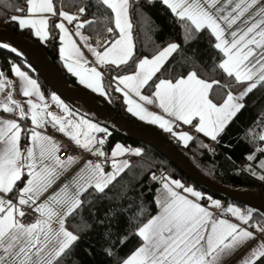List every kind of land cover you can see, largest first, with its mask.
Returning a JSON list of instances; mask_svg holds the SVG:
<instances>
[{
  "label": "snow or ice",
  "instance_id": "6c2138e0",
  "mask_svg": "<svg viewBox=\"0 0 264 264\" xmlns=\"http://www.w3.org/2000/svg\"><path fill=\"white\" fill-rule=\"evenodd\" d=\"M157 3L170 14L182 43L171 36L157 43L155 34L163 26L143 24L145 47L151 43L153 50L137 55L133 14L140 18ZM15 11L9 22L20 30L43 43L58 38L59 58L79 84L108 102L113 91L121 94L128 113L184 147L202 134L211 143L198 147L215 155V146L246 107L245 98L264 88V0H24ZM202 38L222 55L209 63L195 48L185 53ZM0 48L22 55L7 42ZM175 54L182 67L173 75ZM9 63L27 100L13 99V82L0 70V92L9 89L0 103V264H66L97 229L99 247L90 243L83 252L92 260L99 254L109 264H225L238 252L243 255L234 264H264V239L256 237L264 234V213L257 218L255 209L224 207L170 174L145 172L128 158L142 157L141 147L117 142L109 148L108 127L74 112L55 92L50 101L63 116L50 111L38 80ZM112 66L119 71L106 86L100 69L111 73ZM218 73L235 83H222ZM234 86L243 87L234 94ZM221 89L226 94L218 100ZM59 137L91 158L69 153ZM240 139L253 149L243 170L256 176L259 169L264 181V108ZM135 168L141 169L138 176ZM126 175L136 180L147 175L153 193L148 206L145 193L138 203L122 206L130 186ZM64 176L69 179L56 186ZM117 186L121 193L113 197ZM221 208L219 216L212 211ZM133 237L137 243L124 252Z\"/></svg>",
  "mask_w": 264,
  "mask_h": 264
},
{
  "label": "trees",
  "instance_id": "16d2710c",
  "mask_svg": "<svg viewBox=\"0 0 264 264\" xmlns=\"http://www.w3.org/2000/svg\"><path fill=\"white\" fill-rule=\"evenodd\" d=\"M66 3L71 4L73 0H65ZM24 0H0V27L6 28L8 31L30 39L40 45L46 54L52 59L53 63L60 71V73L74 86L84 91L91 97L96 100L101 101L107 107H109L116 114L120 115L122 118L127 120L128 122L147 127L154 132L165 137L177 150H179L202 174L207 176L209 179L223 185L229 189H249L257 192L261 196L264 197V181L260 180L258 177L260 175L259 169H257V175L253 176L249 172L244 171L243 169L249 163L245 156L250 153L253 149L251 146L246 143L243 139H240L243 136L245 129H247L253 122V120L257 119L258 114L261 109L264 108V88H258L250 93L246 99V107L242 110L241 114H239V118L235 121L234 124L231 125L228 134L224 137L221 145H216V154L213 155L207 149H203L198 147V145L203 143H211L207 138L203 137L200 134H195L197 138L191 141L188 147H183L180 142L176 139L172 138L169 134L164 133L158 127L154 125H149L143 123L138 120L130 113L126 111V105L123 104V97L119 93L112 92V101L108 102L103 97L99 96L96 93H93L91 90L79 84L77 79L68 73L60 61L58 48H59V40L58 38L55 40L49 39L47 43H43L38 39L34 38L33 35L28 30H20L15 22H9L10 17L16 13L15 9L17 7L23 6ZM134 20V40L136 41L137 47V55H149L153 50V45L151 43L147 44L145 47L146 41L148 39L146 33L140 30V25L143 24H153V25H162L164 31L162 33L155 34V40L159 43L164 36H171L176 42L182 43L181 36L179 33V29H176L170 23V14L166 12V10L162 9L159 3L156 4L155 7L146 8L144 10L143 16L138 18L136 14H133ZM58 32V30H56ZM88 34V33H86ZM195 48L197 50V55L201 61L211 62L214 56H218L215 50H213L207 43L206 39H203L200 42L195 44H190L188 48L184 51L185 53L191 51V49ZM181 60L180 54H175L172 63L175 65V68L172 71V74L175 75L176 72L182 67L178 61ZM14 62L17 65L25 68L29 71L39 82L42 87L44 93L46 95H50L53 91L49 88V86L43 81V79L39 76V74L32 68L27 59L21 55L17 56L15 53L11 52L8 49L0 48V70L5 72V75L13 80V73L10 70V63ZM113 71L109 73L106 69H104L105 73V85L109 83L111 80V75L115 74V72L119 71V69H115L112 66ZM218 79H221L222 83L230 82L234 84V79L229 81L226 77L221 76L219 73L217 74ZM114 87V82H113ZM216 87V86H214ZM240 86H234L232 91L235 92ZM226 94V89H221L217 94V99H221L222 95ZM71 106V105H70ZM72 107V106H71ZM74 108V107H72ZM75 109V108H74ZM77 110V109H76ZM79 111V110H77ZM81 114L91 118L90 116L82 113ZM111 136L108 138V147L111 148L115 143L119 142L126 146H138L141 147L144 151V155L142 157H138L135 159L133 164L139 162L144 166V171L147 172L149 170L155 171L157 175L161 172L165 174H170L173 178L181 179L185 183L191 184L202 190L205 194L211 195L214 199H220L225 204L233 203L237 204L243 208H249L243 204L233 202L228 198L214 193L206 188H203L195 183H193L190 179L184 176L179 169H177L172 163H170L164 156H162L158 151L147 146L145 144L139 143L137 141L128 139L117 132L110 130ZM224 143L231 144V148H225L222 145ZM231 157V160H228L226 157ZM141 172L140 168L133 169V173L138 176ZM125 180L130 182L129 190L122 201V206H127L129 203H138L140 199V194L145 193L143 196V200L145 205L148 206L153 198V193L148 191L147 184V175L144 176L141 180H136L132 175H126L124 177ZM143 185V187L141 186ZM156 185H153V191L155 190ZM121 187L117 186L111 189L110 194L113 197L120 195ZM128 197L134 198L133 200H129ZM106 206V205H105ZM152 212H155V205L151 204ZM135 211V208L132 209ZM261 212L255 211V215L259 218ZM87 215V213H85ZM124 227L123 217H121V229ZM98 232L99 230H95L89 233V237L85 240H82L79 246L76 249V252L73 254L71 259L66 261V264H72L73 260H80L84 262V264H109L108 261L103 260L102 257L97 254L96 259L92 260L87 258L83 252V249L90 243H95L97 247H99L98 242ZM260 235H264L259 233ZM137 243V238L133 237L129 244L123 249L124 252L128 251L134 244ZM95 251V249L93 250Z\"/></svg>",
  "mask_w": 264,
  "mask_h": 264
},
{
  "label": "water",
  "instance_id": "95a60500",
  "mask_svg": "<svg viewBox=\"0 0 264 264\" xmlns=\"http://www.w3.org/2000/svg\"><path fill=\"white\" fill-rule=\"evenodd\" d=\"M0 42H7L17 48L49 88L75 109L118 134L155 149L193 183L264 213L263 196L249 189H229L209 179L165 137L147 127L128 122L101 101L72 85L60 73L44 49L34 41L0 27Z\"/></svg>",
  "mask_w": 264,
  "mask_h": 264
},
{
  "label": "crops",
  "instance_id": "0c3cea01",
  "mask_svg": "<svg viewBox=\"0 0 264 264\" xmlns=\"http://www.w3.org/2000/svg\"><path fill=\"white\" fill-rule=\"evenodd\" d=\"M16 23V22H15ZM17 24V23H16ZM29 31V30H28ZM33 35V34H32ZM33 37L34 38H36L34 35H33ZM36 39H38V38H36ZM39 40V39H38ZM40 41V40H39ZM86 51V50H85ZM222 55V54H221ZM61 62H62V65H63V61L62 60H60ZM19 66V65H18ZM21 67V66H20ZM64 67V66H63ZM64 69L67 71V69L64 67ZM21 70L22 71H26V72H28L33 78H35L29 71H27L25 68H23V67H21ZM101 70V69H100ZM68 72V71H67ZM69 73V72H68ZM71 74V73H70ZM72 75V74H71ZM76 78V77H75ZM36 79V78H35ZM77 79V78H76ZM77 81H78V79H77ZM12 82H13V87H12V91H13V99L14 100H16V101H19V102H21L22 104H24L25 103V101L27 100V98L26 97H23L22 96V94H21V92H20V87H19V80H18V78L17 77H15L14 76V74H13V80H12ZM39 83V82H38ZM40 85V84H39ZM82 86H84V85H82ZM41 87V86H40ZM85 87V86H84ZM242 87L243 86H240L235 92H233L234 94H236V93H238L239 91H241L242 90ZM8 91H9V89L8 88H6L5 89V91L4 92H0V103H3V102H5L6 101V98H7V95H8ZM41 91L44 93V91H43V89H42V87H41ZM45 94V93H44ZM45 97H46V99L49 101V104H50V108H49V110L50 111H53L54 113H56L57 115H60V116H63V113L54 105V104H52L51 103V101H50V95L48 96V95H46L45 94ZM63 100V99H62ZM64 101V100H63ZM65 102V101H64ZM66 103V102H65ZM68 104V103H67ZM69 105V104H68ZM70 106V105H69ZM25 107H26V104H25ZM70 108L74 111V112H77L79 115H81V116H84L85 118H87V119H90V120H92L93 122H97V121H95L94 119H92V118H89V117H87V116H85V115H83V114H81L79 111H77L76 109H74V108H72L71 106H70ZM0 112H2V110H0ZM135 118H137V117H135ZM138 119V118H137ZM139 120V119H138ZM29 123H30V121H29ZM144 123V122H143ZM102 125V124H101ZM103 126V125H102ZM157 127V126H156ZM177 131H180L181 129H176ZM183 130H189V126H183ZM51 131V130H50ZM109 131H110V129H109ZM97 135H99V134H97ZM200 135H202V134H200ZM60 139H61V141L62 142H65V143H68V144H71V145H73L72 144V142L71 141H69L67 138H63V137H59ZM206 138V137H205ZM208 139V138H207ZM190 143V142H189ZM122 144V143H121ZM180 144L183 146V144L180 142ZM122 145H124V144H122ZM74 146V145H73ZM124 146H126V145H124ZM133 147H138V146H133ZM184 147V146H183ZM78 149V148H77ZM85 154H87V153H84L82 150H80V149H78V153L76 154L77 156H80V157H83V158H85ZM123 158H125V157H120V158H118V159H123ZM131 161L133 160V159H137L138 157H128ZM67 179H69V176H64V177H62L61 178V180L58 182V184L56 185V186H59V183H63L64 182V180H67ZM182 182H184V181H182ZM188 184V183H187ZM189 185H191V184H189ZM193 186V185H192ZM195 187V186H194ZM198 189V188H197ZM199 190V189H198ZM220 200V199H219ZM221 201V203H222V205L224 206V207H226L228 204H225L222 200H220ZM233 204V203H232ZM234 205H236V206H239V205H237V204H234ZM239 207H241V206H239ZM242 209H244L243 207H241ZM212 211H214V213L217 215V214H220L222 211H223V208H221V209H212ZM232 219H234V218H232ZM256 237H257V240H261V239H264V235H260L259 233H256ZM257 241H253L252 243L253 244H255ZM243 255V253L242 252H238L235 256H233L231 259H228V260H226L225 261V264H234V262H235V260H237V259H240L241 258V256Z\"/></svg>",
  "mask_w": 264,
  "mask_h": 264
},
{
  "label": "built area",
  "instance_id": "2783aa9c",
  "mask_svg": "<svg viewBox=\"0 0 264 264\" xmlns=\"http://www.w3.org/2000/svg\"><path fill=\"white\" fill-rule=\"evenodd\" d=\"M101 71H104V69H101ZM62 146H65L66 147V150L69 153L73 154V155H76L78 153V149L75 146L71 145V144L62 142ZM87 158H91V157H89L88 154H85V159H87ZM133 162H135V159L132 160V163ZM217 216H219V214H217Z\"/></svg>",
  "mask_w": 264,
  "mask_h": 264
}]
</instances>
